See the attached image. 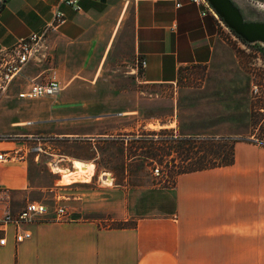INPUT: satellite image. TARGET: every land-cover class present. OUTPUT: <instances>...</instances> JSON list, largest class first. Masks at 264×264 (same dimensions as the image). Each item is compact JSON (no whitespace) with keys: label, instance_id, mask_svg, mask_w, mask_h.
I'll use <instances>...</instances> for the list:
<instances>
[{"label":"crops","instance_id":"0c3cea01","mask_svg":"<svg viewBox=\"0 0 264 264\" xmlns=\"http://www.w3.org/2000/svg\"><path fill=\"white\" fill-rule=\"evenodd\" d=\"M77 4L74 10L62 0H5L0 8V48L39 32L52 10L63 16L0 99V133L57 137L36 159L27 154L0 162L2 205L13 213L27 201L46 206L39 220L24 226L30 236L22 242L7 228L0 264H263L260 146L239 143L231 165L179 174L170 187L107 188L98 182L106 179L94 177L103 144L125 151L140 137L128 123L139 111L121 100L142 93L139 85L174 84L183 66L207 64L218 18L201 16V7L184 0L179 7L172 0ZM138 57L145 60L141 69ZM28 79H54L60 90L54 98L20 99L16 94ZM149 118L142 117V132L150 130ZM20 146L19 140L0 141V151ZM73 160L86 165L89 180H75L79 170H53H73ZM61 198L81 218L56 220L49 202ZM233 248L236 259L229 258Z\"/></svg>","mask_w":264,"mask_h":264},{"label":"rangeland","instance_id":"374dc122","mask_svg":"<svg viewBox=\"0 0 264 264\" xmlns=\"http://www.w3.org/2000/svg\"><path fill=\"white\" fill-rule=\"evenodd\" d=\"M232 2L239 8L244 20L264 22V0ZM140 89H143L142 93L123 98L121 104L139 111L128 123L141 137L154 133L153 137L158 138L161 137L160 130L165 129L175 135L229 138L234 141V151L235 145L242 142L256 144L264 150V45L242 42L220 20L217 44L207 64L181 67L174 84L139 85L136 91ZM146 116L150 117L154 127L150 125L148 132H142L140 122ZM160 122L166 126L158 127ZM147 145V142L136 138L127 142L125 151L119 144H103L97 165L93 168L95 180L103 177L106 181L98 182L107 188L162 187L171 173L170 160L174 154L155 156L151 160L130 157L132 153L142 154ZM177 163L178 158H174V164ZM62 202L67 201L61 198L56 202L50 201L49 205L51 208L64 206L67 218L80 217L70 205ZM101 224L128 225L120 222ZM233 251L236 248L231 249L230 254L233 255L229 258L236 259V252Z\"/></svg>","mask_w":264,"mask_h":264},{"label":"built area","instance_id":"2783aa9c","mask_svg":"<svg viewBox=\"0 0 264 264\" xmlns=\"http://www.w3.org/2000/svg\"><path fill=\"white\" fill-rule=\"evenodd\" d=\"M5 0H0V8ZM78 0H62L74 10H78ZM175 7L181 5V0H172ZM186 3L201 7L200 15L204 16L210 13L216 18L205 0H184ZM63 21L62 13L57 10L50 12V19L39 32L29 33L24 37L18 38L11 46L0 48V99L7 92L11 82L20 76L27 61L37 55L42 47L44 35L47 31L54 30L59 23ZM145 66V60L138 57L135 61L136 69ZM60 87L56 80L48 79L45 81H36L28 79L24 89L17 92L16 96L20 99H36L40 97L54 98L59 92ZM30 122H25L29 124ZM57 137L49 134L29 133V134H10L0 133V141L19 140L21 146L6 151H0V162L7 160H18L32 154L34 159L39 154L47 152L49 146ZM156 172L157 169L154 168ZM46 212V206L37 201H27L18 211L11 212L7 204L2 205L0 199V245L5 244L4 233L8 227H11L13 241L22 242L29 238V231L24 228L29 224L39 220ZM54 218L58 221L67 220V214L63 206L57 205L53 208Z\"/></svg>","mask_w":264,"mask_h":264},{"label":"trees","instance_id":"16d2710c","mask_svg":"<svg viewBox=\"0 0 264 264\" xmlns=\"http://www.w3.org/2000/svg\"><path fill=\"white\" fill-rule=\"evenodd\" d=\"M239 39L245 42L241 38ZM147 135L148 137L140 136L138 138V140L148 143L142 154L132 153L130 157L132 159L143 157L151 160L155 156L174 154L170 160L172 162L171 173L169 172L165 183L161 185L162 187L172 186L175 177L179 174L227 166L234 160V141L229 138L175 135L165 129L160 130L161 137H153L154 133H147ZM174 158H178L179 163L174 164Z\"/></svg>","mask_w":264,"mask_h":264},{"label":"water","instance_id":"95a60500","mask_svg":"<svg viewBox=\"0 0 264 264\" xmlns=\"http://www.w3.org/2000/svg\"><path fill=\"white\" fill-rule=\"evenodd\" d=\"M222 24L247 43L264 45V22L244 20L232 0H205Z\"/></svg>","mask_w":264,"mask_h":264},{"label":"bare ground","instance_id":"6f19581e","mask_svg":"<svg viewBox=\"0 0 264 264\" xmlns=\"http://www.w3.org/2000/svg\"><path fill=\"white\" fill-rule=\"evenodd\" d=\"M72 165H73V170H60L55 166L53 167V170L62 173H69L72 171L79 170L81 172V175L79 177L77 176L78 178L75 180L86 181L90 179V175L88 174L86 165L83 162L73 160Z\"/></svg>","mask_w":264,"mask_h":264}]
</instances>
